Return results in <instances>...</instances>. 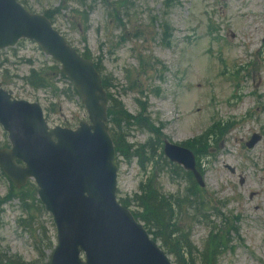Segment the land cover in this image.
<instances>
[{
	"label": "rangeland",
	"instance_id": "obj_1",
	"mask_svg": "<svg viewBox=\"0 0 264 264\" xmlns=\"http://www.w3.org/2000/svg\"><path fill=\"white\" fill-rule=\"evenodd\" d=\"M24 1L34 13L58 10L53 26L110 81V105L149 122L121 116L109 122L120 146L116 195L137 217L143 212L133 199L143 194L141 185L155 190L154 182L160 196L179 199L171 224L177 236L186 229L189 235L176 259L138 217L170 261L207 264L211 254L208 264H264V0H126L120 23L113 16L120 0H87L89 11L73 3L59 7L61 0ZM50 64L35 44L20 41L0 51V83L15 99L38 103L50 127L73 129L86 113L66 79L46 71L51 86L39 90L21 80ZM213 122L229 124L216 141L206 135ZM164 141L196 156L203 187L194 183L195 196L187 190L189 175L162 155ZM7 144L0 126V149ZM8 189L0 171V198ZM193 200L200 210L187 209L185 201L190 207ZM25 201L0 205V255L43 264L54 229L35 201ZM211 232L223 238L214 244Z\"/></svg>",
	"mask_w": 264,
	"mask_h": 264
},
{
	"label": "water",
	"instance_id": "obj_2",
	"mask_svg": "<svg viewBox=\"0 0 264 264\" xmlns=\"http://www.w3.org/2000/svg\"><path fill=\"white\" fill-rule=\"evenodd\" d=\"M19 39L35 42L61 65L89 120L75 130L48 129L38 104L14 100L0 87V125L10 142L0 150V168L17 188L34 180L55 227L56 245L44 264H171L116 200L107 96L92 62L70 48L44 16L28 13L17 0H0V49ZM164 153L201 184L191 152L166 143Z\"/></svg>",
	"mask_w": 264,
	"mask_h": 264
},
{
	"label": "trees",
	"instance_id": "obj_3",
	"mask_svg": "<svg viewBox=\"0 0 264 264\" xmlns=\"http://www.w3.org/2000/svg\"><path fill=\"white\" fill-rule=\"evenodd\" d=\"M63 2V5L68 3H74L80 7H85L86 10H90L91 7L89 6L87 8L86 1L87 0H61ZM106 3V1H104ZM126 2V0H120L118 2L119 8H117L113 13L114 18L120 23V11H122L123 5ZM65 3V4H64ZM75 13L78 14V11H75ZM84 16H87V13H81ZM44 15L49 19L52 20L53 14L52 11H46ZM109 17H111L110 14H107ZM124 16V15H122ZM85 58L91 59L89 53L85 51L82 55ZM95 69L101 73L99 67L97 64H94ZM48 71L50 73L57 74L58 73V67L56 65L52 67H47L45 69L41 70H31L30 74L27 78H24V81L26 85L31 86L34 89H43L47 86H51L49 83V80L45 77V72ZM52 84V82H51ZM102 85L105 90H108L110 87L109 80L107 77H102ZM110 96V95H109ZM108 116L110 117L111 122H116L118 120V116L124 117L126 119H132L129 115L124 112L123 108L120 105H111L108 108ZM142 114H139L137 117H134L133 120L136 123H140L142 126L147 125L149 122L146 119H141ZM121 120V119H120ZM119 121V120H118ZM122 121V120H121ZM113 136V135H112ZM113 142L116 151H120V146L118 142L114 139L113 136ZM157 171H153L151 174H154L153 180L156 178ZM152 180V182H153ZM189 183H190V189L188 190L191 196H195L198 191L196 185L191 180V177H188ZM151 182V183H152ZM155 185V190L153 189H144L141 185L140 189L142 190L143 194L141 193L139 196H134V201L139 204V206L142 209L143 215H139L138 217L146 226H148L149 230L151 231L152 235L156 236V238L161 242L162 247L167 250V252L171 255L175 256L180 255V251L183 249V244L187 241V235H188V229H186V236L176 235L180 234L178 231H174V226L172 227L171 222L174 221V212L172 210V204L175 205H182V203L179 202V199H171V197L166 198L163 194L161 196L158 194L159 187ZM11 188H13L11 186ZM14 198H17L19 201H21V204L24 205L26 202L25 200L29 198L32 201H35V188L32 185H29L24 189L23 191H20L19 193H15L13 189L9 191V193L4 196L3 198H0V205L4 204ZM186 199L188 200L187 196ZM173 200V201H170ZM192 201V200H191ZM185 205L187 206L188 210H200L202 203L199 202V200H193V203L191 206H188V202L185 201ZM25 206V205H24ZM125 206V205H124ZM41 210V209H40ZM202 215V214H201ZM136 218H138L135 215ZM138 218V219H139ZM27 219L30 220L31 218L27 216ZM51 244H49V249H51ZM0 264H24L20 262V260L14 261L9 259H2V256L0 255Z\"/></svg>",
	"mask_w": 264,
	"mask_h": 264
}]
</instances>
